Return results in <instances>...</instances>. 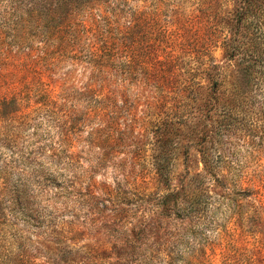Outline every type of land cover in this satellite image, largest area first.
Masks as SVG:
<instances>
[{"label":"rangeland","instance_id":"rangeland-1","mask_svg":"<svg viewBox=\"0 0 264 264\" xmlns=\"http://www.w3.org/2000/svg\"><path fill=\"white\" fill-rule=\"evenodd\" d=\"M256 8L238 22L242 0H0V264H264V0ZM251 56L241 111L205 146L224 159L218 199L196 141H180L209 77ZM110 119L129 145L107 150ZM168 121L180 146L164 185L151 155ZM184 180L207 187L208 208L155 222L156 199ZM149 218L158 242L130 232Z\"/></svg>","mask_w":264,"mask_h":264},{"label":"trees","instance_id":"trees-1","mask_svg":"<svg viewBox=\"0 0 264 264\" xmlns=\"http://www.w3.org/2000/svg\"><path fill=\"white\" fill-rule=\"evenodd\" d=\"M258 2L259 0H242L243 13L238 16L237 21H242L243 15L248 16L250 12L254 17L257 9L256 4ZM255 43H257L256 39L252 42H249L248 44H250L251 47L254 48ZM235 50L237 49H234V51ZM254 50L256 51V49ZM255 57L251 56L248 60L243 62L242 66H237V69H233L232 72L228 73L227 75H225L223 71H216L214 72L213 77H209L208 91L203 95L197 94L191 102V109L197 106L196 112H199V116L197 117L195 123L189 126L187 131L188 136H183L182 138L185 139L180 141L181 148H184L186 142L185 140L187 138L190 139L191 137L192 139H194V142L196 141L198 145L197 151L200 154V162L202 164L204 173L209 176V180L213 181L214 187L220 188L219 191L211 190L213 192L212 195H214L218 199L223 198L222 191H225L223 189V185L228 181V179L223 175H219V173L215 175L213 171L216 168H219L220 165L218 164L223 163L224 159H222L221 157L213 158L212 156H210V154L205 151V146L211 145V143H213L215 136L217 135L218 126L222 124L219 120L223 119L226 122H232V120H234L233 117L235 116V114L241 111L242 103L240 100L244 96V93L246 92L247 87L251 81L250 74H252L251 68H253L254 66ZM209 68H212V66ZM212 110L213 112L219 111L221 113V116H219L217 119H214ZM109 123L111 124V129L110 132H107L108 134L105 136V140L108 142L107 150H114L111 143H113V145H115V143L125 146L129 145L127 144V141L122 138L133 134L132 130H121V126L117 123V121H114L113 119H110ZM180 127L181 125H179L178 123L176 124V126H174L170 121H168L165 124H161L160 126H157L155 128L151 162L153 165L154 173L157 176V181L162 182L164 185H167V182L169 181V168L167 163L168 152L176 145H178V147L180 146V143H176V140L178 142L180 140V137L178 136ZM98 138L100 140L102 137ZM103 142L104 140L101 141L102 144ZM101 143L92 142L91 145H96L99 148L101 146ZM205 174L197 173L195 174V177L189 176V178H185V180L187 179L190 181H195V183H199L200 179L205 178ZM188 175L189 173H187V176ZM185 180L182 182V185L180 187L173 186L171 189L172 192L163 193L158 199H156V208L161 211L155 214V222L157 221V219L168 217V215H170L171 213L173 215H176V217L178 218H182V216H191L195 213L203 214L205 212V209L208 208L211 194L209 193V190H206L207 187L205 190H202L201 188L195 187L197 186V184L190 182L188 185L184 186ZM224 188H226V184ZM245 192L246 191L238 189L235 191V193L237 194L233 198L235 200H237L238 197H240V199H243V197L246 196ZM169 201H173L172 205L169 204ZM153 221L149 218L146 223L143 224L142 229H137L136 231L131 229L130 232L132 233V237L136 238L138 234L143 233L145 230H147L146 237L150 236L151 238H153V240L155 238L156 242H158L159 236L157 231L155 230L156 226L155 222ZM142 243L144 244L145 242ZM133 248L134 245L131 244L127 249L131 250ZM119 254L121 253H117L116 255L118 256V258L119 256H122Z\"/></svg>","mask_w":264,"mask_h":264}]
</instances>
